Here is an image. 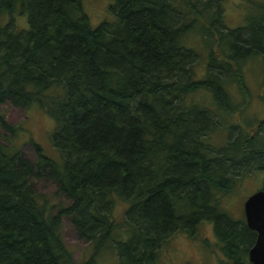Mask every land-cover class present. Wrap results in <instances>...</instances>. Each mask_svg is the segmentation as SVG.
Masks as SVG:
<instances>
[{"label":"trees","instance_id":"16d2710c","mask_svg":"<svg viewBox=\"0 0 264 264\" xmlns=\"http://www.w3.org/2000/svg\"><path fill=\"white\" fill-rule=\"evenodd\" d=\"M222 1L114 0L115 20L93 27L83 0H0V106L38 105L55 121L60 153L54 160L34 142L30 159L9 145L19 126L0 109V264H95L110 247L120 264H158L174 234L204 220L216 224L225 259L250 264L252 233L221 201L264 171V115L255 128L238 123L244 107L225 85H242L244 63L264 57V0L234 29ZM20 14L26 30L16 27ZM192 35L209 52L202 78L198 51L185 45ZM195 91L212 102L191 99ZM223 122L229 138L213 145ZM41 180L55 185L54 202ZM118 202L127 205L120 222ZM64 218L94 244L89 259L75 261Z\"/></svg>","mask_w":264,"mask_h":264},{"label":"rangeland","instance_id":"374dc122","mask_svg":"<svg viewBox=\"0 0 264 264\" xmlns=\"http://www.w3.org/2000/svg\"><path fill=\"white\" fill-rule=\"evenodd\" d=\"M263 0H223L224 8V24L227 28L234 29L246 24L248 17H255L260 14V4ZM114 0H83V10L89 18L93 27H97L102 22L114 21L116 16L111 10ZM5 16V15H4ZM3 24L10 20V16L6 15ZM3 20V19H2ZM15 23L18 30H26L29 28L28 16L20 14L15 16ZM185 45L189 48L196 49L199 53L198 61L195 65L197 78H202L206 74L208 48L204 39L200 35H192ZM243 74V82H230L225 85L230 99L236 106L244 107V115L238 117L234 115L239 123L241 119H246L251 123V127L257 126V120L264 115V57L261 54L251 57L241 68ZM211 97V98H210ZM212 93L207 91H195L190 98L198 100L201 98L206 105L211 103ZM34 106V107H33ZM30 108H22L14 106L11 103H5L0 106L1 111L6 115L8 121L19 126L17 132L8 135L7 143L11 146L22 149L25 156L30 159L36 158V150L34 142L39 144L44 153L54 160H60V153L52 142V132L55 128V121L46 114L38 105ZM256 120V121H255ZM255 121V122H254ZM224 124V122H223ZM3 130L0 128V136ZM226 123L217 131L211 133L209 141L216 146H223L228 138ZM3 138V137H2ZM258 172L255 176L243 179L242 184L236 188V193L224 196L222 199L225 211H227L234 219H244V203L247 197L253 194L257 189L264 185V171L262 174ZM38 191L45 195L46 199L54 202L55 185L49 181H38ZM127 205L118 202L115 207L114 215L117 221H122ZM201 238L204 240L198 244L189 240L184 234H174L168 242L160 250L158 264H235L231 260L225 259V255L218 248L219 241L215 240L212 228L207 223L202 227ZM122 241L127 240L129 235L125 234L124 229L118 231ZM62 236L67 247L73 252L76 262H83L89 259L93 253L95 246L85 240L79 238L77 231L69 218H64L62 226ZM193 239V237H191ZM218 248V249H217ZM97 257V258H96ZM95 264H120L118 254L114 249H105L104 252L96 255ZM240 257H242L240 255ZM247 264V263H246Z\"/></svg>","mask_w":264,"mask_h":264},{"label":"water","instance_id":"95a60500","mask_svg":"<svg viewBox=\"0 0 264 264\" xmlns=\"http://www.w3.org/2000/svg\"><path fill=\"white\" fill-rule=\"evenodd\" d=\"M249 226L257 231V239L249 252L251 264H264V191L252 194L245 202Z\"/></svg>","mask_w":264,"mask_h":264},{"label":"flooded vegetation","instance_id":"af4514ba","mask_svg":"<svg viewBox=\"0 0 264 264\" xmlns=\"http://www.w3.org/2000/svg\"><path fill=\"white\" fill-rule=\"evenodd\" d=\"M258 191H264V185L261 188L257 189L254 193H256ZM249 197H247L246 200ZM246 200H245V202H246ZM221 203H222V201H221ZM221 206H222V204H221ZM244 214H245V203H244ZM235 220H236L235 221L236 224L238 222L239 224H242L244 226L243 228H245V230L247 231V235H249V234L252 233L250 236L252 237L254 243L252 242L251 244H249V250H248V258H249V252H250L251 248L254 246V244L256 242V239H257V235H258L257 234V231L254 228H252L251 226H249V224L247 222L246 215L244 216V219H241V220L235 219ZM207 223L212 228L211 230L213 232V236L215 237V240L219 241L218 238H217L218 236H217L216 224L214 222H212V221H207V220L202 221V223L199 226H197L196 229H193L192 231L183 232L182 234H184L189 240L194 241L195 243L198 242V244H200V243H202V241H204L201 238L203 235L201 236L200 233L204 232L203 229H202V227L203 226H206ZM191 237H193V239ZM223 245H224L223 242L222 241L221 242L219 241L218 248L220 249V252H222L223 255H225L224 252H223V250H222ZM249 261H250V259H249ZM239 264H246V262L245 261L244 262H240ZM250 264H251V262H250Z\"/></svg>","mask_w":264,"mask_h":264}]
</instances>
